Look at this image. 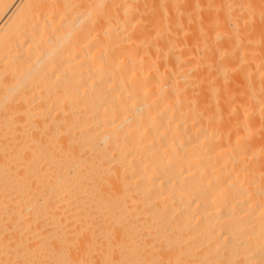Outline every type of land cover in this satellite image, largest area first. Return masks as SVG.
<instances>
[{
	"label": "bare ground",
	"instance_id": "bare-ground-1",
	"mask_svg": "<svg viewBox=\"0 0 264 264\" xmlns=\"http://www.w3.org/2000/svg\"><path fill=\"white\" fill-rule=\"evenodd\" d=\"M262 7L0 0V264H264Z\"/></svg>",
	"mask_w": 264,
	"mask_h": 264
},
{
	"label": "snow or ice",
	"instance_id": "snow-or-ice-1",
	"mask_svg": "<svg viewBox=\"0 0 264 264\" xmlns=\"http://www.w3.org/2000/svg\"><path fill=\"white\" fill-rule=\"evenodd\" d=\"M260 17H261L262 22H264V7L261 8ZM246 23H247V21H246ZM161 264H162V262H161Z\"/></svg>",
	"mask_w": 264,
	"mask_h": 264
}]
</instances>
